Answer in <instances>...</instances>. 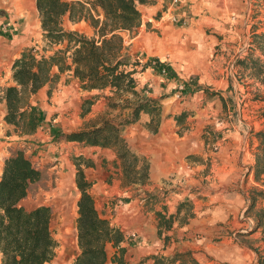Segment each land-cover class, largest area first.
I'll return each instance as SVG.
<instances>
[{
	"label": "crops",
	"instance_id": "0c3cea01",
	"mask_svg": "<svg viewBox=\"0 0 264 264\" xmlns=\"http://www.w3.org/2000/svg\"><path fill=\"white\" fill-rule=\"evenodd\" d=\"M30 2L36 4V0H0V11L6 15L2 17L0 14V179L4 161L8 157L4 148L6 147L7 150L15 144V141L27 140L43 143L56 137L53 132L57 131L61 134L58 136L59 142L68 148L75 147L76 151L72 154L76 157H85L84 151L92 149L78 142L60 139L63 135L96 125L75 124L79 122L77 121L78 111L72 108L60 113L61 106L69 108L73 102L84 101L88 95H97L101 92L83 91L72 71L60 73L55 67L52 74H58V80L49 81L38 93L29 97L30 104L37 107L43 114V122L35 132L21 134L14 125H9L4 120L7 114V104L4 100L3 89L15 85L12 71L14 62L20 58L26 48L31 47L33 38L37 37L39 30L42 29L40 21L36 20L35 24L29 21V17L33 19L32 16L35 15L34 8L31 10L27 7ZM139 10L142 14L141 25L132 35H124L125 52L133 58L139 56L144 58L147 63L145 71L134 75L138 83L136 89L139 90L143 86L152 87L153 93L149 97L160 100L161 109L166 110V113L157 126L149 124L153 117L142 113L139 121L130 124L124 132V138L131 150L149 163V175L143 188L146 193H152L149 198H155L150 201L143 200V202L137 198L132 199L129 203L119 207L121 211L118 212H121V215L118 218L139 221L138 228L142 242L145 245H151L146 246L150 248H145V250L149 249L153 252L137 255L139 262L143 261L141 264H169L167 259L177 253L185 252H193L201 264H251L263 254H253L254 250L240 241L233 244L228 239H224L218 243L214 242V238L224 228L220 226L229 224L228 220L231 216L233 220H236L240 212L244 210L242 208L250 206L249 211L252 212L261 206L264 211V197L257 196L251 199L246 190L236 191L225 187L228 184L227 181H231V177L235 174L232 160L237 155L238 145L234 143L238 141L237 137L227 135L221 143L217 160L211 158L210 162L215 161L216 163L209 167L206 163L209 161L207 157L213 154L206 150L209 146L199 134L200 130H203L213 120H217L225 103V94L231 91L228 88L236 85L234 82L237 80L236 75L238 78L243 75H250L252 78L257 76L253 70H245V68L251 66L252 62L260 61L262 57L253 60L252 50L239 56L240 60L232 56L236 53L237 56L240 49H245L243 47L248 45L245 44V39H241V36L246 29L249 32L252 25L249 20V3L247 0H180L175 4L174 0H149V3L140 5ZM165 11L172 12L186 20L187 24L175 25L164 21L159 25L157 21ZM24 17L27 19L24 20ZM83 25L89 28L85 22L75 24L67 17L63 20V26L68 31L82 33ZM260 31H264V28L255 27L252 34L257 35ZM250 48L257 50L254 43L250 45ZM153 61L161 62L169 68L172 74L165 70L161 72L156 69V66L151 68ZM209 86L214 87L211 89L214 92L209 93L204 90ZM183 87L185 89V93L182 94L184 95L183 102H178L177 99L180 97L178 89L181 90ZM216 93L218 95L209 96V94ZM220 101L224 103L220 104ZM95 102L97 103L91 106L88 114L91 115L95 111L96 118L99 117L101 111H98L100 101L95 100ZM190 110L196 111L193 118L195 123L189 124L195 131L180 137L177 132L180 124H171L174 122L171 119L177 120L181 111ZM170 112L173 113L170 116L171 119H166ZM57 113L60 115L54 118V124H47L48 119L50 122V118ZM78 148L81 150H77ZM97 150L108 151L114 164L120 166L121 163L114 151L95 148V151ZM188 157H191L190 160L187 159ZM186 161H189L188 164L191 166ZM254 164L255 159L246 168L250 185L257 180L252 170ZM173 175L176 176L173 184L166 186L164 182ZM182 179L187 185L182 183ZM205 179L213 183L214 188L201 187L200 181ZM259 180L264 183V175ZM178 185L181 188H178ZM176 187L177 190L174 191ZM199 189L201 191L197 193ZM162 190L169 191L163 198H161L162 195L159 196ZM178 190H181V193ZM198 195L204 198H198ZM182 197H188V199L185 200L186 198L182 199ZM184 201L191 202L189 211L183 209ZM201 202H205L204 209L203 212H198V205ZM96 208L98 209L97 204ZM132 208L133 214L130 213ZM199 209L202 210V207ZM98 211L110 220L106 214H103L105 210L98 209ZM257 216L259 218L254 215L257 229H262L264 232V212L258 213ZM182 219H186L183 226L180 224ZM164 221H170L171 227L168 229L164 227ZM111 224L115 226L112 222ZM115 227L123 231L119 226ZM197 232L204 235L203 248L197 246L193 239L187 240L193 238ZM256 235L258 233H251L246 240L253 239ZM159 243H168L166 252L156 251ZM122 246L127 249L123 258L127 261L130 253L127 239ZM110 248L116 249L112 244L107 246V251ZM159 253H162V256H159ZM107 264H115L110 254H108Z\"/></svg>",
	"mask_w": 264,
	"mask_h": 264
},
{
	"label": "trees",
	"instance_id": "16d2710c",
	"mask_svg": "<svg viewBox=\"0 0 264 264\" xmlns=\"http://www.w3.org/2000/svg\"><path fill=\"white\" fill-rule=\"evenodd\" d=\"M147 3L149 0H36L42 40L46 45L42 51L36 46L26 48L14 62L15 85L3 89L7 104L5 122L14 125L21 134L37 130L43 122V114L30 104L29 97L38 93L49 81L58 80L59 75L52 74L55 67L60 73L72 71L83 91L110 89L117 95H133L139 99L129 118L120 122L106 119L91 128L63 135L60 139L114 151L123 165L125 177L133 184H145L149 164L131 150L124 132L130 124L139 121L142 113L151 117L158 114L160 118L161 101L141 98L136 90L137 83L133 77L135 64L125 53L124 35H132L141 25L139 6ZM66 17L75 24H89L94 29L93 37L66 30L63 26ZM156 67L161 72L165 70L172 74L159 61H156ZM215 95L218 94H209L211 97ZM111 106L116 107L115 104ZM186 117L187 114L179 115L178 123L181 124ZM255 139L258 145L252 170L259 180L264 175V132L257 133ZM82 158L77 156L75 160L80 162ZM85 162L86 166L90 165L89 160L85 159ZM82 166L77 163L76 185L80 198L76 223L80 254L73 264H107L109 244L118 250V262L122 264L127 253L122 246L126 236L96 208L91 194L93 184L88 181ZM42 177V171L22 151L4 161L0 179L1 264H50L56 257L58 242L51 229V208L40 205L27 209L24 206L30 189ZM258 196L264 197V193H258ZM163 226L168 229L171 222L164 221ZM167 262L201 264L193 252L177 253ZM258 264H264V256L259 257Z\"/></svg>",
	"mask_w": 264,
	"mask_h": 264
},
{
	"label": "rangeland",
	"instance_id": "374dc122",
	"mask_svg": "<svg viewBox=\"0 0 264 264\" xmlns=\"http://www.w3.org/2000/svg\"><path fill=\"white\" fill-rule=\"evenodd\" d=\"M247 1L249 3L250 10L249 20L252 22V25L249 28V32L248 29H246V31L242 34L241 39H245V44L248 45L243 47L245 49H240L237 56V53L232 54V56L236 60H240L239 56L245 52L248 53L249 50H252L253 60L257 58L261 59L260 57H262L260 61L258 60V62H252L251 66L247 67V69L245 68V70H253L257 76L256 78H252L250 75H243L241 78H238V75H236L237 80L234 81L236 85L228 88L231 89V91L229 90V93L225 94V103L222 101L224 103L223 109L218 115L217 120H213V122L209 123L205 128H203V130H200L199 134L201 139H203L206 145L209 146L206 150L213 154V156L211 155V157H207L209 161L206 163H208L209 167H211L210 165H214L216 163L215 161L210 162L211 158H213V160H217V154L220 152L221 143L224 139H226L227 135L237 137L238 141L234 142L238 145V150L236 151L237 155L232 160V164L235 167L233 169L235 174L231 177V181H227L228 184L225 187L229 190H246V193H249L251 199H254L258 196V193H264V183L260 182V180H254L250 185L247 178L246 168L251 165V162L255 159V154L257 153L258 143L255 139V135L259 132H264V31L257 32V35H253L252 33L255 27L264 28V0ZM27 7L31 10L34 8L35 12V15L32 16L33 19L29 17V21H33L34 24L36 20L39 22L40 15L36 4L30 2ZM258 10L261 11L257 13L254 12ZM0 14L2 17H6V15L3 14V11H0ZM25 19L27 18L24 17V20ZM260 24H262V26H259ZM87 25L89 28L85 25L81 27L82 33L80 34L88 38H92L94 29L89 24ZM32 28L35 31L34 25H32ZM252 43H254L257 50L250 48ZM45 45L46 43L42 40V29H40L39 35L33 38L31 47L36 46L42 51ZM61 47H63V45ZM61 47H57V49ZM131 58L135 64L133 69L136 73L144 72L147 64L144 58L141 56ZM151 64V68L156 66V62L154 61L151 62ZM234 67H236V65ZM211 89H214V87L209 86L204 88V90L209 93L214 92ZM137 91L140 93L141 98L145 99L150 98L149 96L153 93V89L150 86H143ZM178 92H180V97L177 100L178 102H183L184 95L182 94L185 93L184 87L181 88V90L178 89ZM138 99L139 98L129 94L117 95L110 89H107L97 93V95H88L84 101L73 102L69 108L61 106L60 113L70 108L77 110V115L79 117V119L77 118V121L79 120V122L75 124H98L106 119L120 122L131 116ZM95 100L100 101L98 111L100 110L101 112L99 117L97 116L98 118H95V111L91 115L88 114L91 111V106L97 103ZM222 102L220 101V104H222ZM86 103L88 104L86 105ZM111 104H115L116 107H112ZM165 113L166 110L163 109V111H161L160 118L158 114L154 116L152 115L153 119L149 124H156V126L157 124H160L162 117L165 116ZM180 113L181 115L187 114L186 119L183 120L177 131L178 135L181 137L195 131L191 128V126H189V124L191 125L195 123L193 118L196 115V111H181ZM169 114L166 116V119H171L170 116H172L173 113L170 112ZM57 115L60 114L57 113L54 117L50 118V122L46 116L48 119L47 124H54V118ZM171 120L174 121L171 122V124H179L175 118ZM55 134L56 137L54 136L43 143L22 140L15 141V144L8 147L7 150L6 147L4 148L5 154H8V157L17 151L24 152L25 155L33 161L35 166L42 171V180L32 186L28 198L24 201V206L27 209H33L37 206L44 205L50 207L52 210L51 229L58 242V248L56 249V257L50 264H73L75 259L80 254L76 223L78 216L77 202L80 198V192L76 185V174L78 168L77 163L83 165L82 167L88 181L93 184L91 194L94 199H96L98 209L100 211L105 210V212L103 211V214H106L115 226H119L126 236L130 253L127 261L123 260L122 264H141L143 261L139 262L137 255L140 253H153L149 249L145 250V248H150L146 246L151 245H145L144 242H142V237L139 234L138 228L139 221L124 220V218L120 219L118 216L121 215V212L118 211H121L119 207L125 205L127 202L129 203L132 199L137 198L140 202H143V200H149L155 197L149 198L152 193H146L142 183L133 184L130 179L126 178L122 163L120 162V166L115 165L112 160L113 158L110 153L108 154V151H95V147L86 146V148H92L94 151L92 149L91 151H84L85 157H83L80 162H77L75 160L76 156L72 154V152L74 153L76 151L74 149L75 147H66V145L59 142L58 136L61 135L60 132L54 131L53 135ZM77 150L81 149L78 148ZM98 152L100 153L97 155ZM84 158L89 160V166L85 165L86 162ZM190 158L191 157H188L187 159L190 160ZM186 163L188 164L189 161H186ZM188 165L191 166L190 164ZM175 178V175L170 176L164 184L166 186L172 185ZM182 183L187 185L184 179H182ZM95 184L97 185L95 186ZM200 184L201 187H208L209 189L214 188L212 186L213 183H210L206 179L204 181H200ZM177 187L181 188L179 185ZM177 187L173 190H177ZM125 189L128 190L125 191ZM108 190L110 191L108 192ZM178 191L181 193V190ZM200 191L201 190L199 189L197 193ZM168 192L169 191L162 190L159 196L162 195L161 198H163ZM184 198L186 197H182V199ZM198 198L204 197L202 195H198ZM187 199L188 197L185 200ZM190 203V201H184L182 203L183 209L189 211ZM204 203L205 202H201L198 205L199 208L202 207V210L199 208L197 209L198 212H203ZM249 208L250 206L242 208L244 210L240 212L236 220H233L231 216L228 220L229 224L221 225L220 227L224 228L221 229L214 238V242L219 243L224 239H228L235 244L240 241L253 249V254H263L261 256H264V232L262 229H257V222L254 217L255 215L259 218L257 214L264 212L263 207L260 206L259 209H255L252 212L251 210L249 211ZM130 211V213L133 214V208L130 209ZM183 223H186V219L181 220V226L184 225ZM251 233H258V235H256L257 237L254 236L253 239L246 240V237H248ZM147 237L148 239H151L150 236ZM203 237L204 235L202 233L197 232L193 238H188L187 240L191 241L193 239L197 246L203 248L205 242ZM167 246L168 243H159V245L156 246V251L166 252ZM200 252L201 251H199V253ZM108 254L113 256L115 264H119L118 261L120 259V254L117 249L110 248ZM158 255L162 256V253H159ZM135 257H137V259H135ZM198 257H200V255H198ZM251 264H258V258Z\"/></svg>",
	"mask_w": 264,
	"mask_h": 264
},
{
	"label": "built area",
	"instance_id": "2783aa9c",
	"mask_svg": "<svg viewBox=\"0 0 264 264\" xmlns=\"http://www.w3.org/2000/svg\"><path fill=\"white\" fill-rule=\"evenodd\" d=\"M180 0H174V3H179ZM164 21H169L172 24L175 25H186L187 22L186 20L179 18L177 15H174L172 12L169 11H165L164 13L161 14L160 19L157 21L160 25V23L164 22ZM151 23V22H149Z\"/></svg>",
	"mask_w": 264,
	"mask_h": 264
}]
</instances>
